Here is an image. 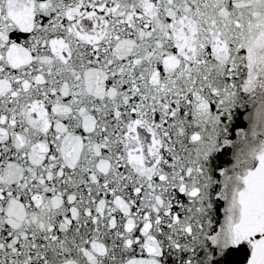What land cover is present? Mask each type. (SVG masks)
I'll return each instance as SVG.
<instances>
[{
	"label": "snow or ice",
	"instance_id": "6c2138e0",
	"mask_svg": "<svg viewBox=\"0 0 264 264\" xmlns=\"http://www.w3.org/2000/svg\"><path fill=\"white\" fill-rule=\"evenodd\" d=\"M0 264H264V0H0Z\"/></svg>",
	"mask_w": 264,
	"mask_h": 264
}]
</instances>
